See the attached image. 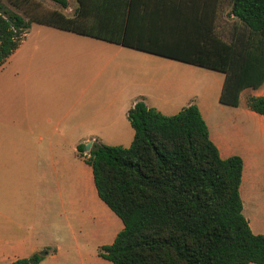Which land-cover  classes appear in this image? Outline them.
Returning a JSON list of instances; mask_svg holds the SVG:
<instances>
[{
  "label": "trees",
  "instance_id": "16d2710c",
  "mask_svg": "<svg viewBox=\"0 0 264 264\" xmlns=\"http://www.w3.org/2000/svg\"><path fill=\"white\" fill-rule=\"evenodd\" d=\"M78 2L71 15L37 7L25 19L0 1V65L33 21L218 71L222 105L236 106L241 90L264 82V0H142V33L137 0ZM246 105L264 116L263 95L247 96ZM126 118L127 146L92 142L85 153L76 145L97 196L122 224L98 256L111 264H264V235L241 213L242 161L218 155L196 105L164 115L137 98Z\"/></svg>",
  "mask_w": 264,
  "mask_h": 264
},
{
  "label": "crops",
  "instance_id": "0c3cea01",
  "mask_svg": "<svg viewBox=\"0 0 264 264\" xmlns=\"http://www.w3.org/2000/svg\"><path fill=\"white\" fill-rule=\"evenodd\" d=\"M137 3L139 32L142 33V0ZM73 4L72 9L67 10L66 0V7L58 5L56 10L71 15L79 6L78 0H73ZM24 37L0 65V94H8L7 98H0V127H24L26 136L37 132L36 138H45L46 142L65 144L71 140L68 142L77 144L87 141L90 146L92 142L127 146L133 130L126 111L135 99H141L147 107L164 115L174 114L193 103L218 155L240 157L241 213L253 234L264 235V116L246 105L247 96H264V82L256 89L241 90L236 106L222 105L218 94L223 75L219 78L212 73L214 70L175 59L172 60L180 63L143 56L144 62L154 63L153 77L148 76L143 65L140 90L132 94L125 87L114 91L107 79L99 80L98 74L91 72L93 77L86 82L80 79L79 88L72 87L68 91L47 87L43 80L49 77L47 84H56L68 68L72 72L78 67L77 60H81V66L86 56L93 58L100 50L116 53L120 52L118 47L126 46L33 21ZM111 58L106 56L105 64ZM76 145L72 147L70 162L65 145L59 151L62 155L51 153L47 169L39 177V183H33L38 187L31 194L25 192L20 198L22 191L14 184L11 200L0 195V263L39 251L44 252L40 257L54 258L59 246L56 244L50 249L37 238H43L42 232L49 227L57 228L61 217L67 221L69 215L72 221L77 220L84 206L92 212L100 209L111 223L120 221L108 207L111 212L100 206L103 202L96 194L90 166L76 154ZM24 152L32 156L38 150L26 146ZM0 191L7 193L2 187ZM17 204H22L20 211L16 210Z\"/></svg>",
  "mask_w": 264,
  "mask_h": 264
},
{
  "label": "rangeland",
  "instance_id": "374dc122",
  "mask_svg": "<svg viewBox=\"0 0 264 264\" xmlns=\"http://www.w3.org/2000/svg\"><path fill=\"white\" fill-rule=\"evenodd\" d=\"M0 1L7 9L18 13L25 19H27V14L29 12H33L34 10L37 11V7L50 10L58 8V4L51 0H27L25 2H22V0ZM15 2H17V4ZM223 4H226V0L223 1ZM73 5V0H68V7L66 9L70 11ZM226 10L227 5L224 6L221 11L220 24L224 26V29L231 23V19L225 16ZM64 13L70 14L69 12ZM113 46L117 47L116 45ZM118 48H120V52L114 53L111 50H100L99 54L93 58L86 56L82 59L81 66H79V61L81 62V60H77L78 67L73 69L72 72V69L68 68L64 72L62 80L56 84H47L49 82V77H47L43 80L45 82L44 85L52 88H65L69 91L72 87L79 88L80 79L86 82L93 77L94 74H90L91 72L97 73V79L99 80L107 79L109 86H112L114 91L125 87L128 93L132 94L140 90L143 65H146L148 76L151 75V77H153L154 63L149 60L144 62L142 59L143 56H146L148 59L180 63L172 59L127 47L120 46ZM106 56L112 57L108 64H105ZM91 67L93 68L90 69ZM40 72H42V70H40ZM212 73L219 78L223 75L218 71ZM1 97L7 98L8 94H0V98ZM23 130H25L24 127H0V187L7 192L2 194L0 191V195H5L10 200L14 184L19 185L22 191L19 196L20 198L23 197L25 192L31 194L35 191L38 187V185L35 184L39 183V177L43 171L47 169V162L53 155L51 153L56 152L62 155L63 152L59 151L62 150V146L65 145L67 150V156L66 154L65 156L70 162L73 159L72 147L77 144V142H68L71 140H68L65 144L54 141L46 142V140H44L45 138L40 140L36 138L39 133L34 132L26 136ZM30 136L31 138L28 139ZM86 142L80 143L83 145V148ZM26 146H32L34 150H38V152L30 156L24 152ZM22 204H17V211L22 209ZM100 204L102 208L107 211L109 210L103 203ZM94 210L92 212L90 208L84 206L82 207V212H79V215L76 217L77 220L72 221L69 215L67 216V221L64 220V217H61L57 228L51 226L46 231L42 232L44 235L43 238H37V240L46 242V245H48L50 249L57 244L59 249L55 253L54 258H51L49 255L41 256L36 264H111L109 261L98 256L97 249L98 246L111 242L115 233L121 228V223L120 221L111 223L106 216L99 211L100 209ZM26 256L29 255L22 257Z\"/></svg>",
  "mask_w": 264,
  "mask_h": 264
},
{
  "label": "water",
  "instance_id": "95a60500",
  "mask_svg": "<svg viewBox=\"0 0 264 264\" xmlns=\"http://www.w3.org/2000/svg\"><path fill=\"white\" fill-rule=\"evenodd\" d=\"M89 146H90V142L85 143L84 144V149H87L88 150ZM43 253L44 252L40 251V252H38V255H42Z\"/></svg>",
  "mask_w": 264,
  "mask_h": 264
}]
</instances>
